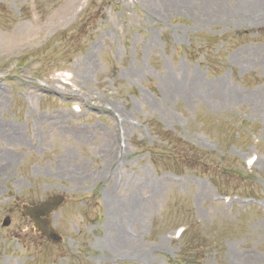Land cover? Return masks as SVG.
Here are the masks:
<instances>
[{
	"label": "rangeland",
	"instance_id": "1",
	"mask_svg": "<svg viewBox=\"0 0 264 264\" xmlns=\"http://www.w3.org/2000/svg\"><path fill=\"white\" fill-rule=\"evenodd\" d=\"M262 27L264 0H0V264H264ZM57 193L49 245L20 205Z\"/></svg>",
	"mask_w": 264,
	"mask_h": 264
},
{
	"label": "water",
	"instance_id": "2",
	"mask_svg": "<svg viewBox=\"0 0 264 264\" xmlns=\"http://www.w3.org/2000/svg\"><path fill=\"white\" fill-rule=\"evenodd\" d=\"M55 200L58 201V200H60V198L59 197L53 198L52 201L49 203V207L51 206V208H52L55 204H57L56 203L57 201H55Z\"/></svg>",
	"mask_w": 264,
	"mask_h": 264
}]
</instances>
